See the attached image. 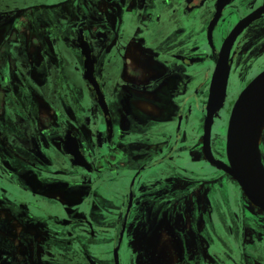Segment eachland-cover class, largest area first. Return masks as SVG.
I'll return each mask as SVG.
<instances>
[{
  "label": "flooded vegetation",
  "instance_id": "flooded-vegetation-1",
  "mask_svg": "<svg viewBox=\"0 0 264 264\" xmlns=\"http://www.w3.org/2000/svg\"><path fill=\"white\" fill-rule=\"evenodd\" d=\"M263 70L264 0H0V264H264L214 162Z\"/></svg>",
  "mask_w": 264,
  "mask_h": 264
},
{
  "label": "water",
  "instance_id": "water-1",
  "mask_svg": "<svg viewBox=\"0 0 264 264\" xmlns=\"http://www.w3.org/2000/svg\"><path fill=\"white\" fill-rule=\"evenodd\" d=\"M228 46H223L208 101L206 131L213 114L222 106L229 66ZM264 126V70L240 92L229 116L226 153L229 164L214 160L237 181L248 199L264 211V166L259 155V137Z\"/></svg>",
  "mask_w": 264,
  "mask_h": 264
},
{
  "label": "rangeland",
  "instance_id": "rangeland-1",
  "mask_svg": "<svg viewBox=\"0 0 264 264\" xmlns=\"http://www.w3.org/2000/svg\"><path fill=\"white\" fill-rule=\"evenodd\" d=\"M234 195H235L236 199L239 201V198H238V192H236V194H235V192H234Z\"/></svg>",
  "mask_w": 264,
  "mask_h": 264
},
{
  "label": "bare ground",
  "instance_id": "bare-ground-1",
  "mask_svg": "<svg viewBox=\"0 0 264 264\" xmlns=\"http://www.w3.org/2000/svg\"><path fill=\"white\" fill-rule=\"evenodd\" d=\"M264 128V127H263Z\"/></svg>",
  "mask_w": 264,
  "mask_h": 264
}]
</instances>
